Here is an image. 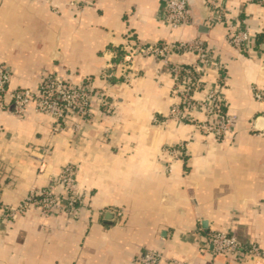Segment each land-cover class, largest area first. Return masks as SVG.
Wrapping results in <instances>:
<instances>
[{
  "label": "crops",
  "instance_id": "1",
  "mask_svg": "<svg viewBox=\"0 0 264 264\" xmlns=\"http://www.w3.org/2000/svg\"><path fill=\"white\" fill-rule=\"evenodd\" d=\"M70 1L0 0V63L10 88L35 87L52 71L71 84L88 77L104 87L100 72L121 59L127 35L141 43L199 38L225 67L223 92L238 121L223 143L190 124H153L173 103L169 71L155 56L137 59L141 76L131 84L108 88L114 115H97L76 133L55 132L53 120L33 110L20 118L0 108V208L56 184L68 163L80 165L78 185L90 195L75 218L46 217L33 206L7 222L0 211V264H134L147 249L159 251L162 264H251L200 249L209 232L224 230L264 251V99L253 94L254 85L264 91V40H257L264 4L186 0L191 23L173 28L163 20L166 0H99L77 15ZM209 2L251 32L247 49L227 43L226 24L213 21ZM180 143L186 157L168 172L161 150Z\"/></svg>",
  "mask_w": 264,
  "mask_h": 264
},
{
  "label": "built area",
  "instance_id": "2",
  "mask_svg": "<svg viewBox=\"0 0 264 264\" xmlns=\"http://www.w3.org/2000/svg\"><path fill=\"white\" fill-rule=\"evenodd\" d=\"M99 0H71L68 7L77 15L87 5H95ZM248 3L264 4V0H247ZM214 22L225 23L226 41L232 47L245 50L254 36L246 28L237 27L233 20L226 17L224 8L216 2H209ZM58 12L57 7H53ZM191 11L186 0H166L163 20L171 27H184L191 23ZM121 52V53H120ZM121 59L109 62L100 72L105 86L93 88L90 78H84L77 84L57 71L47 73L35 87L10 88L11 73L5 63H0V108L17 117H25L30 110L48 115L54 122V131L70 130L78 132L84 123L93 121L104 112L114 115L117 103L109 96L108 88L118 83L131 84L141 73L136 68L138 58L155 56L162 59L171 80L173 103L164 119L153 117L155 125H165L168 121L190 124L197 128L206 139L211 138L223 143L233 132L238 116L231 113L223 92L222 72L225 67L215 49L207 46L199 38L189 41L175 40L169 43H141L131 35L119 48ZM186 57L182 61H173V56ZM216 73L215 82L209 77ZM257 101L264 99V91L257 85L253 87ZM94 99L98 108L94 109ZM187 145L180 143L163 147L161 158L168 172L172 163L184 160ZM78 163H68L58 174L55 181L45 187H35L16 207L3 205L0 208L4 221L12 222L24 214L30 207H38L44 216L67 213L77 217V211L90 195L80 190L77 175ZM62 188L61 193L54 191L55 186ZM121 215L120 211H114ZM212 257L223 255L231 262H240L248 257L251 264H264V251L256 243H246L235 235L215 230L204 236L200 249ZM134 264H162L159 251L147 249L136 259ZM167 264H187L184 261L170 260Z\"/></svg>",
  "mask_w": 264,
  "mask_h": 264
},
{
  "label": "trees",
  "instance_id": "3",
  "mask_svg": "<svg viewBox=\"0 0 264 264\" xmlns=\"http://www.w3.org/2000/svg\"><path fill=\"white\" fill-rule=\"evenodd\" d=\"M257 40H259V41L260 40H264V35H261V36L257 37ZM119 57H121V55H119ZM224 75H225V70H224V72H222V80H221V82H224Z\"/></svg>",
  "mask_w": 264,
  "mask_h": 264
}]
</instances>
